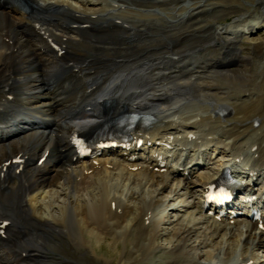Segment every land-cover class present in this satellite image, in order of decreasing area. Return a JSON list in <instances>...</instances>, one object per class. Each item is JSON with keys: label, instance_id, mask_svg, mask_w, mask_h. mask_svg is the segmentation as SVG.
I'll list each match as a JSON object with an SVG mask.
<instances>
[{"label": "bare ground", "instance_id": "obj_1", "mask_svg": "<svg viewBox=\"0 0 264 264\" xmlns=\"http://www.w3.org/2000/svg\"><path fill=\"white\" fill-rule=\"evenodd\" d=\"M23 1L30 11L39 4L46 8L30 15L17 7L0 5V264H53L48 259L56 255L57 238L69 239L81 254L85 245L92 250L91 246L106 239V233L112 236V243L123 244L125 261L139 256L156 264H264L252 254L253 249H264V55L239 63L232 59H187L205 44L215 43L216 38L225 42L224 51L238 57L236 40L252 33L257 23L236 20L225 27L218 25L225 32L215 27L206 35H201L204 30L197 23L174 33L182 40L167 43L110 42L122 35L137 40V23L185 14L193 22L206 9L240 3L139 0L157 2L142 9L126 4L130 0ZM259 10L264 14V2ZM103 13L110 18L108 25L99 30L92 27L100 19L86 17ZM238 25H249L250 29L243 28L233 39L226 36ZM193 34L202 37L184 40ZM78 43L80 48L74 50ZM262 47L258 46V55L264 53ZM258 65L261 69L256 72ZM216 73H224L229 80L213 79ZM199 74L212 77L198 83ZM202 84L207 87L201 89ZM199 99L212 104L198 103ZM103 105L108 106L106 111ZM121 109L148 117L146 127L130 132V137L143 140V145L102 152L90 161L78 160L73 147L75 134L95 129ZM167 146L179 147L178 152L169 155ZM211 149L216 154L207 156L206 150ZM17 155L22 159L20 165L10 162ZM43 156L44 161L38 163ZM211 161L216 163L211 172L200 173L195 181L182 178L179 189L171 187L173 176L154 172L168 169L170 164L172 175L183 176L187 171L190 175ZM228 166L237 168L235 186L243 195L241 199L258 198L261 221H252L250 210H245V223L234 218L233 212L218 222V211L204 208L206 187L225 169L230 170ZM53 192L61 195L62 206L56 211L57 218H46L42 214L50 211L41 201ZM164 192L172 200L169 218L157 200ZM142 193L150 195L143 198ZM187 196L192 202H187ZM244 204L247 207L250 203ZM191 209L200 219L192 218L190 226L170 233V251L162 253L154 248L160 239L156 227L165 223L164 219L169 222L173 217H184L177 214ZM3 222L8 224L1 227ZM203 226L209 234L204 232L196 244L188 245ZM209 242L216 244L215 254L202 263L199 258L208 253L202 249Z\"/></svg>", "mask_w": 264, "mask_h": 264}, {"label": "rangeland", "instance_id": "obj_2", "mask_svg": "<svg viewBox=\"0 0 264 264\" xmlns=\"http://www.w3.org/2000/svg\"><path fill=\"white\" fill-rule=\"evenodd\" d=\"M225 1L227 2L230 0H225ZM236 1H238L240 3V5H236V4L229 2L226 4L218 5L215 8H210L208 10L206 9L202 12L201 17H199L197 19V21L193 20V22H191V18L189 17V15L185 14L182 16H178L175 19H168L167 20L166 17H163L160 20H157L154 22L148 21V22L137 23L139 26L138 29L140 30V33H137V37L135 38L137 40H135V41L127 40L126 36L122 35V36L118 37L117 39H114L115 41L113 40L110 42L112 44V42L116 43V41H119L120 43L126 42V44H128V45H132V44L135 45L136 43H138V40L145 42L146 44H147V42H149V44H152V43L156 44V42L157 43H159V42L167 43V41H170L172 39L179 41V39L182 40V38L178 37V34H174V33H182V31L187 30L188 27H190V25L198 23L201 27H203V30H204L203 31L204 34H201V35H206V34H211L212 31L215 29V27L218 30L223 31L221 28L218 27V25L225 27L226 25L231 24L232 22H234L236 20H240V21H244V24H248V23L256 24L257 23L258 27L256 29H254L252 31V33L246 34L245 36L244 35L240 36L236 40L235 45L238 48L237 51L239 50L238 51V57H231L229 52L224 51L223 47L225 46V42L222 39L220 40L219 38H216L214 40L215 43L210 42V43L205 44V46L202 47L201 51L190 55L189 57H187V59L190 58L192 62L194 60L199 61V62H201V61L205 62L206 60H209V59L210 60H213V59L214 60H216V59L217 60H226V61L229 59H232V60H235V62H237V63H239V61H242L243 59H247V60H250L252 62L253 60H256L255 59V58H257L256 56L262 58V56L264 55V53L262 55H260L261 53L259 55L257 53V51L259 50L258 46L260 45V49H263L262 45H264V14L262 13L261 10H259V6H261L264 1L255 0L253 3L249 2L248 0H236ZM126 4H136V5H139L138 8L141 7L142 9H148L147 7L155 6L157 4V2H151V1L139 2V0H130V1H127ZM45 8H46V5L39 4V7L35 9V12H38V11L40 12L42 9H45ZM132 8H134V7L132 6ZM64 9H65V11L68 10L66 8H64ZM151 9H153L157 13H160L157 8H151ZM62 14L63 15L66 14V13H64V10H63ZM70 15H72V14H69V16ZM86 18L91 19V20H95L96 18L100 19L99 22H95L94 24H92V27L97 28V29L101 28V27L102 28L106 27L108 25L107 23L110 21V18H109L107 13H106V15H105V13H103L102 16L95 15V16H87ZM128 27L129 26H125L126 29H128ZM144 27L146 30L144 29ZM243 28H245L244 31L246 29H250L249 25H244V26L238 25V27H232L230 29V31H232V29L234 30L231 32L233 35L228 33L226 36L231 37L233 39L234 35L236 33L243 31L242 30ZM136 31L139 32L138 30H136ZM223 32H225V31H223ZM56 34H59V33L56 32ZM201 35H197V34L194 35L193 34L191 37L185 38L184 40L192 39L193 37L201 38L202 37ZM82 41L85 42V43L83 42L84 45L88 44V42L86 40L82 39ZM127 42H133V43H127ZM80 45H81L80 43H78L77 45H74V50L80 48ZM109 46H113V45H109ZM92 58H94V56ZM257 61L260 62L261 59H259ZM232 68H234V67H232ZM259 69H261V66L258 65V67L256 68V72H259L260 71ZM248 70H249V74H250L253 70V67L251 66ZM207 74H209V73H207ZM197 76H198V78H196V80H198L197 81L198 83L200 82V80L209 81L210 79H208V77L211 78L212 76H214L213 79L215 78V80H217V81L220 80L219 82H225V81L229 80L224 76V73H218V74L216 73L215 75L213 74L212 76L211 75L210 76L209 75H202L201 76V74H199ZM203 78H205V79H203ZM200 86H202V87H200L201 89L206 88L207 84H205V85L202 84ZM197 102L198 103H205V104H212V102L209 100L206 101V100L199 99V100H197ZM256 127H257V124H256ZM195 136H198V135H195ZM207 151H206L207 156L210 154L214 155L217 152V151L213 152V149L207 150ZM222 155H224V154L222 153ZM224 159H227V158L224 157ZM215 165H216V163H213L212 161L208 162V165L200 167L199 172H203V171L204 172L205 171L211 172L210 170L215 168ZM232 171H235V168H233ZM155 173H157V174L160 173L161 175H164L165 177L168 176V178L171 177V174L168 171H166L165 169H162L159 172L157 170H155ZM198 173L190 176V179L192 181H195L197 179ZM233 175H236V173H233ZM176 178L177 179H175L171 182V187L179 189L180 185H181V182L179 183V179L181 178V176L177 175ZM187 178H189V177H187ZM57 189H59V188H57ZM57 189L54 188V191ZM148 195H150V193L149 194H145V193L141 194V196L143 198H146V196H148ZM153 195L155 196L156 194H153ZM195 195L197 198L199 197V193H196ZM59 196H61V195L60 194L56 195L53 192L51 194L50 193L47 194L46 197L42 199V201H41V203L43 202L41 204L42 207H44V209L45 208L49 209V211H50V212H48L49 214H47V211L44 212L42 214V216L49 218L51 215V217L56 216V218H57L58 212H56V211L59 209V207L62 206V199ZM179 199L184 200L185 197H180ZM186 199H187V202H192V200H193V198H188V196L186 197ZM48 200H50V201H48ZM157 200H159V201L161 200L160 204L162 203V206L164 209L162 212L165 216L168 214V218H169V215L171 213V208H172V207L168 206L172 203V200L170 201V196H168V194L166 192H164V193H161L160 195L159 194L157 195ZM175 205H177V203ZM109 206H110V204H109ZM174 214H172L171 216L173 217ZM177 215H178V217H180L182 215L184 217H181L178 220H177V217H173L170 219L169 222H166V219H164L165 223H161L158 227H156V235L159 236L160 239H157L155 241L156 244L154 243V248L158 249L162 253L163 252L164 253L169 252L171 249V246H172L171 240L173 237L170 236V233L173 230H175L176 228L184 227L185 225H189V224L191 225V223H189L188 221L190 219L192 220V218H195L196 221L200 219V216L193 209L189 210L187 213L179 212ZM263 216H264V212H263ZM241 221H242V223H245L243 220H241ZM261 232H263V234H264V231H261ZM106 234H107V236H105V237H107V238L102 239V241L95 244V246L94 245L91 246L92 250L88 246L85 245L86 249L82 250L81 254L78 253L79 252L78 250L74 249V247L71 244L69 239L67 240L65 238H61V239L57 238L56 239L57 245L55 247V252H56L55 254L56 255L55 256L51 255L49 257L48 261H51L50 263L54 262L53 264H156V262H154V261L146 262L145 259H141V257H139V256H138V258H137V256H134V257H132L133 259L131 258L128 261H125L123 257L125 255L126 250L123 248V244L120 241L116 242L117 244L112 243L111 242L112 236H110L109 233H106ZM204 234L205 235L209 234V230H206V226H203L199 230V233H198L199 236L197 237V239L194 238L193 240H191L188 243V245H192L194 243L196 244L200 239L203 238ZM210 242H212V241H210ZM210 242H209L208 247L205 248V250L202 249L203 253H204V251L208 252L207 255L199 258L200 262H202V263H206L208 261L207 257L209 254H215L216 244L211 243V245H210ZM114 246H116L118 248V250L116 247L114 250ZM129 251H131V248H129ZM238 252L240 254L239 249L237 250V253ZM113 253H116V256L112 257ZM252 254L256 258V261H258V262L262 261L264 263V249H253Z\"/></svg>", "mask_w": 264, "mask_h": 264}]
</instances>
